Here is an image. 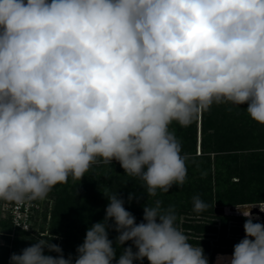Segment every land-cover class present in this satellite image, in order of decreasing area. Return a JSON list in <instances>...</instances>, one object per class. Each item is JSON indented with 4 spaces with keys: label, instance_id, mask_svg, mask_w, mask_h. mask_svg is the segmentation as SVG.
I'll return each mask as SVG.
<instances>
[{
    "label": "clouds",
    "instance_id": "9594fccd",
    "mask_svg": "<svg viewBox=\"0 0 264 264\" xmlns=\"http://www.w3.org/2000/svg\"><path fill=\"white\" fill-rule=\"evenodd\" d=\"M213 104L246 105L264 126V0H0V200L43 199L100 161L148 196L182 187L188 157L170 126ZM107 200L75 256L51 237L10 264H209L173 207L143 206L137 223L119 194ZM243 215L217 264H264V224Z\"/></svg>",
    "mask_w": 264,
    "mask_h": 264
},
{
    "label": "trees",
    "instance_id": "16d2710c",
    "mask_svg": "<svg viewBox=\"0 0 264 264\" xmlns=\"http://www.w3.org/2000/svg\"><path fill=\"white\" fill-rule=\"evenodd\" d=\"M216 105L213 104L208 111L200 114L199 138L196 129H193V122L187 127L176 123L170 126V130L181 142L182 155L188 157L187 178L182 187L174 185L167 193L158 190L152 199V196L147 195L143 182L139 178L124 173L123 178L117 180L110 175L104 184L109 188L108 193L100 194L97 188L103 176L98 177L96 171L103 168L112 169L114 166L121 168L119 163H112L93 165L89 170L93 172L85 181H73L69 177L67 183L57 184L48 192L49 200L51 196L57 197L55 208H52L50 216L51 232L52 235L62 237L60 246L65 258L69 254L75 256L77 246L83 243L86 230L90 227L88 222L95 223L104 218L108 204L107 197L114 194H119L125 200V208L135 216L137 223L142 221L143 206H153L159 200L162 208L173 207L177 217L176 226L179 229H182V226L184 231H190L186 234L189 242L204 246L205 256L210 252V235L214 236L218 247L237 243L234 239L230 240L227 237L228 218L216 214L215 210L217 207L226 205V197L234 199L236 201L234 205L264 203V139L261 137L262 133L258 132L259 124L252 121L243 109L246 105L237 107L228 104L227 108L223 107L224 112L214 108ZM198 146L200 155L197 156ZM129 193H135L141 199L134 198L131 203H128ZM83 195L86 197L83 198ZM196 196L208 205L203 212L193 211V197ZM46 205L47 202L45 207ZM188 211L193 214V218H188L182 224L181 217L188 215ZM44 214L43 211L42 220L46 221L48 215ZM254 217L258 216L254 215ZM40 219L41 216L34 219L33 233L17 231L30 239L17 240L12 248L9 246L0 248V263L7 261L10 253L19 254L22 249L37 240L35 232L40 225L38 221ZM219 220L222 222L220 234L217 233ZM7 221L8 230H12L13 224L9 215H7ZM38 233H44V229L41 231L39 227ZM116 236L115 231L109 232L110 239L114 240ZM6 237L9 245L10 236ZM129 244L131 242H127L124 247ZM218 247L213 249V255L228 252ZM119 251L122 249L118 247L117 255ZM48 254L57 255L56 253ZM134 264H149V262L145 258L142 262L136 261Z\"/></svg>",
    "mask_w": 264,
    "mask_h": 264
},
{
    "label": "rangeland",
    "instance_id": "374dc122",
    "mask_svg": "<svg viewBox=\"0 0 264 264\" xmlns=\"http://www.w3.org/2000/svg\"><path fill=\"white\" fill-rule=\"evenodd\" d=\"M223 107L227 108L228 104H220V105L214 106V108H216L219 112L220 111L224 112ZM193 129L194 130L196 129V132H197L196 134L198 135V138H199L200 137V115H198V121H197V117L193 120ZM258 132H260V134L262 133L263 136L261 135V137H263V139H264V126L259 124ZM198 155H200L199 146L197 147V156ZM112 163H116L117 164L118 162L113 161ZM101 164H104V163L102 161H100V162L94 164V166H98V165H101ZM105 165H109V164H105ZM92 172L93 171H88L86 173V175L82 178V180L85 181L86 178H89L90 177L89 175ZM124 173H125L124 169L123 168H119L118 166H114L112 169L111 168L98 169L96 171V174L98 175V177L99 176H103V178L100 179V181H99V185H98L97 191L100 192V194L101 193L104 194V195L107 194L108 191H109V188H107L104 185L108 181L107 178L110 177V175H112V176H114L115 180L121 179V178H123L122 176L124 175ZM235 180L236 179H234V181ZM224 193H226V191ZM84 197H86V195H83V198ZM154 197L155 196H152V199ZM56 198H57L56 196L55 197L51 196V200H49L47 202V205H46V207L44 209L45 214L47 213V215H48V219L46 221L42 220V214H41L40 215L41 219L38 220L39 224H40L39 227H40L41 231H42V229H44V233L39 234L38 233L39 227H38L37 231L35 232V236H37L36 237L37 239H50L51 237H59L58 239H53V241H51V242L60 245L61 242H62V237L58 236V235H52V232H51L52 223L50 222V216H51V213H52V208H55V205H56ZM225 199H226L227 203H226V205L222 206V208L224 210L223 216L228 218V226H227V231H226L227 232V237L230 240L234 239L238 243L241 239L244 238V235H245L244 229H243V225L245 223V217L243 215V212L249 211L252 206L259 205L260 203L234 205L235 202H236L234 199H231L229 197H226ZM5 204H6V200H0V248H4V247H8V246L10 248H12L13 243H15L17 240L18 241H23V240H28L30 238L27 237V236H23V235L17 233L16 231H14V229L8 230V226H9L8 225V221H7L8 213H7L6 209H5L6 208ZM261 205H263V207H264V203H261ZM245 207H249V208H245ZM192 215L193 214L189 213V211H188V215H184V216L181 217V223L183 224V222H185V220H188V218H190V219H191V217L193 218ZM83 216H85V215H83ZM257 218H258V222L263 224L262 221H261V218L259 216ZM88 223H89V226L94 224V223H90V221ZM181 228H182L181 230L185 234L190 232V231H184L182 226H181ZM217 229H218L217 233L220 234V232L222 230V222H221V220L217 221ZM234 230H236V231H234ZM6 236H10V244L9 245L7 244L8 240H7ZM43 236H46V237H43ZM209 241H210V252L206 254V256H207V258L209 260V264H217L216 257L218 255L231 256V254L233 252V246L234 245H225L224 247H218L215 244L216 242H215V239H214L213 235H210ZM202 247L204 249V246H202ZM217 247L218 248H222V250H225V251H228V252H219V253H216V254L213 255L212 251H213L214 248H217ZM10 255H11V253H10ZM10 255H9L7 261H3V263H0V264H10ZM0 256H1V252H0Z\"/></svg>",
    "mask_w": 264,
    "mask_h": 264
},
{
    "label": "built area",
    "instance_id": "2783aa9c",
    "mask_svg": "<svg viewBox=\"0 0 264 264\" xmlns=\"http://www.w3.org/2000/svg\"><path fill=\"white\" fill-rule=\"evenodd\" d=\"M48 201L47 196L39 200L6 201L5 209L11 218L14 231L21 230L33 233L34 219L43 213L45 204Z\"/></svg>",
    "mask_w": 264,
    "mask_h": 264
},
{
    "label": "water",
    "instance_id": "95a60500",
    "mask_svg": "<svg viewBox=\"0 0 264 264\" xmlns=\"http://www.w3.org/2000/svg\"><path fill=\"white\" fill-rule=\"evenodd\" d=\"M262 210H264V207L263 205L259 204L256 206H252L248 212H250L253 216H259L261 218L262 223L264 224V211ZM215 211L218 215L224 214V210L222 207H217Z\"/></svg>",
    "mask_w": 264,
    "mask_h": 264
}]
</instances>
